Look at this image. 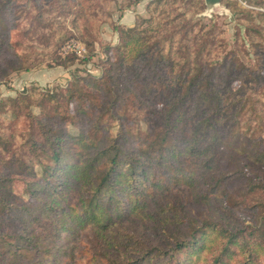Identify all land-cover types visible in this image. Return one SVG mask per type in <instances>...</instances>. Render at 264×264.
Returning a JSON list of instances; mask_svg holds the SVG:
<instances>
[{"label": "trees", "instance_id": "trees-1", "mask_svg": "<svg viewBox=\"0 0 264 264\" xmlns=\"http://www.w3.org/2000/svg\"><path fill=\"white\" fill-rule=\"evenodd\" d=\"M111 1L0 0V79L23 68L9 50L19 20L57 53L72 36L70 17L93 50ZM248 1L262 10L236 18L244 34L237 27L228 50L215 22L192 19L203 0H148L149 17L118 29L119 43L105 48L100 77L74 74L65 92L24 90L20 109L15 99L12 125L24 119L28 128L0 119V264H63L85 231L98 248L93 264H264V180L234 156L221 159L223 148L239 152L216 127L235 130L242 120L264 129V0ZM262 147L242 157L263 164ZM175 189L188 190L203 213L171 201ZM128 223L145 233H123Z\"/></svg>", "mask_w": 264, "mask_h": 264}, {"label": "rangeland", "instance_id": "rangeland-1", "mask_svg": "<svg viewBox=\"0 0 264 264\" xmlns=\"http://www.w3.org/2000/svg\"><path fill=\"white\" fill-rule=\"evenodd\" d=\"M142 0H113L110 3L109 14L102 20V25L99 28V36L96 39L93 50L88 46L85 39L81 38L75 30L73 31L71 26H69V19L67 17L65 28L68 30L71 29L72 36L66 40L60 47L57 53H53L51 46L45 47L41 45L36 36L34 39H30L26 33L25 28L27 27V22L19 20L15 21V28L11 29L10 32V42L12 46L9 48L10 52H15L17 58L22 61V69L14 72H9V74L3 76L0 79V119H6V124L9 127L14 126L18 131H26L28 128V121L20 119L17 123L16 120L12 125L13 115L11 111L16 112V109H20L22 103L19 101L20 94L24 90H34L35 93L43 92H65L67 87L72 81L74 74H77L81 77H100L103 72V64L105 63L106 53L105 48L107 46H114L119 43L118 38V29H128L132 28L135 25L137 18L149 17V14L146 12L145 5H140ZM238 1V5L235 9H226L223 5H219L212 8H206L204 3V11L200 14L194 15L193 20H200L201 22L207 23L208 21L215 22L222 31V39L228 45V50L232 48L233 38L235 29L238 27L241 35L244 34V27L239 25L236 22V18L247 17V13L243 12L244 10H262L248 0H232ZM204 2V0H203ZM21 2H16L17 9ZM31 9V8H30ZM22 8L20 7L19 11ZM18 11V10H17ZM193 10H190L186 15L187 18L192 17ZM133 14V15H132ZM129 16L130 19L126 21V18ZM9 27H14L11 23V18H9ZM14 19V18H13ZM12 19V21H13ZM17 19V18H16ZM248 19V18H247ZM252 25L255 27H260V24L257 22H252ZM42 30H39L38 33H41ZM37 33V36H38ZM94 37V36H93ZM86 39H90L87 38ZM78 52V53H77ZM4 57H10L3 54ZM56 57L61 58L64 61L69 60L66 65H57L54 63ZM25 68V69H24ZM85 85V84H84ZM83 85V86H84ZM239 81H233L230 84L232 90H236L240 86ZM247 93L237 94L234 99L242 97L245 99ZM38 96H34L31 101H36ZM16 100V106H13ZM244 101V100H243ZM243 101L241 103H243ZM240 102L236 105H229L227 107L228 113L234 112L235 109H238ZM157 104V102H156ZM245 105V103H243ZM13 106V107H12ZM120 109L121 107L118 106ZM249 104L242 108V113H247L249 111ZM36 110V109H35ZM37 111V110H36ZM20 116L23 114L22 110H19ZM130 117V115H127ZM154 123V122H153ZM218 123V122H217ZM223 124L220 128V132L223 134L222 140L224 146L229 143L230 147L237 149V152L234 150H229L223 148L219 153L222 160L232 158L234 156L236 159L241 162L249 165L261 179L264 180V163L255 164L248 158L242 157V154L247 151V149L257 150L263 148L264 146V129H261L254 124L253 122L250 125L246 124V121H240L238 125H235V130H232V125L229 122H220ZM145 127V124H142ZM154 125V124H153ZM68 130L74 131V128L68 126ZM210 131H208V134ZM207 134V135H208ZM262 143V144H261ZM231 167L229 166L228 171ZM14 187L17 193H21L23 184L21 181H15ZM174 196L171 198V201L174 197H178L181 202H184L190 207L191 212L196 214L203 213L201 210L204 209L202 206H196L192 196L187 191L174 192ZM24 202H32L26 196L23 200ZM11 225H8L10 227ZM120 229H123V233H134L137 236L140 233H145L143 229L137 223H128L125 225H120ZM42 227H36L34 230L42 231ZM158 235L156 237L147 238V243L149 246L158 245L160 243ZM63 244H68L65 238L62 241ZM98 251L96 242L92 235L85 231L78 238L77 248L74 251V256L72 259H69L68 251H63V256L61 261L63 264H93L89 261L88 257ZM101 264V263H100Z\"/></svg>", "mask_w": 264, "mask_h": 264}, {"label": "water", "instance_id": "water-1", "mask_svg": "<svg viewBox=\"0 0 264 264\" xmlns=\"http://www.w3.org/2000/svg\"><path fill=\"white\" fill-rule=\"evenodd\" d=\"M206 8H212L220 5V0H204Z\"/></svg>", "mask_w": 264, "mask_h": 264}, {"label": "crops", "instance_id": "crops-1", "mask_svg": "<svg viewBox=\"0 0 264 264\" xmlns=\"http://www.w3.org/2000/svg\"><path fill=\"white\" fill-rule=\"evenodd\" d=\"M147 1H148V0H142L140 5H142V4L145 5ZM132 15H133V14H132ZM125 18H126V21L130 19L129 16H127V17H125Z\"/></svg>", "mask_w": 264, "mask_h": 264}, {"label": "built area", "instance_id": "built-area-1", "mask_svg": "<svg viewBox=\"0 0 264 264\" xmlns=\"http://www.w3.org/2000/svg\"><path fill=\"white\" fill-rule=\"evenodd\" d=\"M78 53V52H77Z\"/></svg>", "mask_w": 264, "mask_h": 264}]
</instances>
